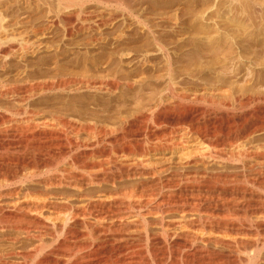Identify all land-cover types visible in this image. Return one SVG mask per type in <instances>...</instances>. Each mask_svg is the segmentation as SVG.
Returning a JSON list of instances; mask_svg holds the SVG:
<instances>
[{
  "label": "bare ground",
  "instance_id": "6f19581e",
  "mask_svg": "<svg viewBox=\"0 0 264 264\" xmlns=\"http://www.w3.org/2000/svg\"><path fill=\"white\" fill-rule=\"evenodd\" d=\"M57 1L60 8L66 4L63 7L67 9L71 7L67 4L77 0ZM236 3L232 1L227 8L234 11ZM4 19L0 12V100L5 103L0 106V264H17V260L26 264V260L43 256H63L74 259L73 264H146L148 255L145 258L143 253L140 258L133 253L119 254L120 250L133 249L132 241L119 242L120 236L105 235L108 230L103 233L92 223L87 226L95 233V244L76 243L82 225L79 214L46 210L49 204L66 209L56 203L62 193L53 188L73 189L80 199H99L101 202L92 205L102 214L109 206L105 201L120 194L131 200L129 195L139 188L161 180V191L150 194L154 197L151 207L148 205L151 213H195L190 223L182 216L184 224L188 223L183 226L201 235L189 240L186 233L176 234L189 245H184L188 249L184 251L181 245H167L166 223H162L163 239L156 233H143L139 240L147 243L152 264L264 262V45L250 39V35L264 33L262 17L241 19L233 13L229 17L200 16L191 25L176 12L156 18L132 14L120 21L112 18L99 22L96 30L70 29L62 35L51 34L53 37L10 33ZM52 21L48 27L55 25ZM200 24L214 25L218 30L200 31L196 27ZM105 26L112 32H104ZM42 50L48 55L45 53L39 70L26 65ZM235 59L240 64L236 70L218 72L219 67L226 68ZM191 78L201 82L194 84ZM122 97L125 103L115 109L114 103ZM83 98L93 101V108L88 106L91 112H81L78 117L68 114L72 102ZM63 100L66 102L60 104ZM13 102L18 106L12 104V108ZM151 112L159 129L149 123ZM183 131L206 158L188 152L184 162L162 171L163 175L164 168L159 173L149 169L150 160L144 155L156 145L184 147L185 143L181 145L173 137L180 132L183 135ZM81 134H98L100 139L91 145L96 148L82 150L86 145L73 139ZM240 141L252 142L251 148L243 146L239 151L235 145ZM227 148L234 149L229 157L216 152ZM123 156L135 158V165L121 161ZM67 159L89 174L42 175V171ZM96 169L99 173H91ZM126 183L133 190L126 189ZM89 185L96 186L95 190L91 192ZM252 228L263 237L250 244V251L246 241L232 239L231 234L249 236ZM196 241L203 246L195 247ZM161 245L165 250L162 256L156 250ZM220 245L227 250L218 249ZM92 246L94 250L89 249ZM106 247L113 252L109 258L101 256V249ZM243 248L249 252L246 250L239 260Z\"/></svg>",
  "mask_w": 264,
  "mask_h": 264
},
{
  "label": "rangeland",
  "instance_id": "374dc122",
  "mask_svg": "<svg viewBox=\"0 0 264 264\" xmlns=\"http://www.w3.org/2000/svg\"><path fill=\"white\" fill-rule=\"evenodd\" d=\"M228 1H229V3H228ZM232 1H233V3L237 2L236 6L238 5V7H236L237 9L235 8L234 11L232 9H230V8H227V7L230 6ZM47 2H48V4H47ZM242 2H243V4H242ZM65 5L66 4H63V6H65ZM67 5H68V7H69V5L71 7L67 8V9H64V7L62 6L60 8L58 6V1L57 0H0V12L3 15V17L5 18L4 19V27L6 28V30L8 32H10V33H12V31H13V33H15V32L16 33L26 32V36L41 35V34L42 35L43 34H45V35L47 34V36L48 35L51 36V34L53 35L54 33H55L54 36L55 35L57 36V34L58 35L64 34L67 30L72 29L74 31H76V30L78 31V30H81V28H82L81 31L87 32V29L89 30L90 28L91 29L89 31L96 30L97 26L100 25V23L103 24L105 21H109L112 18H115V19L117 18V20L119 19L118 21H120L121 19H123L126 16L127 17L128 16H132V14H143V15H148V16H152V17L155 16V18H156V16L157 17H159L161 15H168L169 16L170 14L172 15V14H175V12H176V14L179 17H181L183 19H186V21L189 22V23L192 22L191 25H193L196 22L194 19L199 18L200 16L201 17L202 16H204V17H206V16L207 17H209V16H214V17L215 16H220V17L221 16L222 17L227 16V17H229V16H231V13H233V16L235 15L238 18L241 17V19L242 18L250 19V18H255L257 16L260 17V18L262 17L264 19V0H239V1L238 0H117V1L116 0H81V1L77 0V1H75V3L72 2V3L67 4ZM142 5H144L145 7L151 6V8L147 9V8L141 7ZM56 8H59V10L60 9L61 10L64 9L63 10L64 12H62L61 10L59 11ZM225 8H227V9H225ZM50 20L51 21L53 20L57 24L55 23V25H53L54 27L53 26L52 27H48V25L51 26L50 25V23H51ZM93 24H94V26H93ZM95 26H96V28H95ZM196 27L197 28L200 27V31H203V30L205 31V30L210 28V26L202 25V24H200V26H196ZM223 27H226V26H223ZM216 28H217L216 26L212 25L210 29L218 30ZM102 30L104 32H112V31H109L108 27H106V26L103 27ZM134 30L136 32V29H134ZM234 30L239 32L240 29L234 28ZM260 34L258 33L257 35H254L256 38L254 36L250 35V39L252 38V40L254 39V41L258 40L257 42H263V45H264V33H262V35H260ZM258 35L261 36V37H259ZM51 37H53V36H51ZM41 43H37V44L40 45ZM42 46L44 47V45H42ZM254 49H256V48L254 47L253 50ZM257 49L255 51L259 50V49L258 50ZM255 51H252V52H254V54H255ZM41 52L39 53L40 55L37 54V56H35V59L29 60V62H32V63L26 62V65L32 64L31 65L32 69H35V70L38 69L39 70L40 66L42 65V61L47 57L46 56V54H47L46 51L42 50ZM254 54L252 53V55H254ZM236 59L238 60V58H236ZM236 59L233 61L234 63H231V64L228 63L229 65H227L226 68L222 69V68L219 67L217 69L218 72H226V73L229 72L228 74H230L231 71L233 72L234 70H236L239 67V65H240L239 61L237 63ZM188 81L189 80H187L186 82H188ZM190 81H193L194 84H195L196 81H197L196 83H200L201 82L200 80L193 79V78H191ZM189 84H192V83H189ZM124 97L119 99L120 101L117 100V102L114 103L115 109L120 108V107L123 106V104L125 103V101H123ZM126 97H128V96H126ZM76 100L77 101L72 102V105L74 106V108H73V106L71 107V112L72 113L68 112V114H71L72 116L75 115V117H78L81 114V112H83V113L84 112H89V111L91 112L89 107L91 109L93 108V106H92L93 105V101L92 100H88L86 98H83L81 100L80 99L79 100L76 99ZM169 101L167 102V104L168 103H172V102H169ZM1 102H2V104H0V106H3L4 102L0 100V103ZM65 102H66V100H65ZM65 102L63 100V103L61 101L60 104H64ZM119 103L121 104V106H120ZM12 104L14 106L15 105L18 106L17 105L18 103L13 102V103H11V107L12 108L14 107ZM116 106H117V108H116ZM24 107H25V105H24ZM41 107H43V106H40V108ZM84 110H86V111H84ZM64 112L67 113V111H64ZM76 115H78V116H76ZM154 115H155V113H153V112L150 113V121H149V123L155 129H159L160 127L155 125V123L153 121ZM179 135H180V137H179ZM187 135L188 134H186L183 131V135H182V132H180L176 136H173V137H175L177 139L179 144L182 143L181 145H183V143H185L184 147L183 146L179 147L177 145L173 146L172 144H169V145L166 144L165 147L164 146L162 147L161 145H158V146H160L159 147L161 149L160 150L158 148V146L155 144L156 145L155 147H157V151L155 150V147H153L152 148L153 151L152 150L148 151L149 155L145 154L144 155L145 157L143 156L144 158L147 157L145 159L146 161H148V158L150 160V163H149V161L147 162V165H149L148 166L149 169L150 168H152V170L157 169L156 172L159 173L160 170L162 168H164L165 170L164 169L161 170V174H162L164 171H167L169 168H171V169L175 168L174 166L178 165V163L180 164L181 162H184L185 160H183V159H185V157H186L184 155L188 154V152H193V155L195 157H199L201 159H205L206 157L204 158L202 156L203 152L197 151V148H198L197 147L198 146L197 143L195 144V142L192 140V138H191V140H192L191 141L190 140V135H188V136ZM182 136H184L185 139L181 140L183 138ZM186 137H188L189 139L186 138ZM73 139H75L77 141H80V143L82 141L81 144L82 145H86V148H82V150H89V149L92 150V148H96V146L93 147L91 145L94 144L95 142H97V140H99L100 137L98 136V134H96V135H94V134H90V135L89 134H81L80 138L79 137H73ZM251 139H246V141L249 142V140H251ZM255 139H256V136L251 141L254 142V141H256ZM179 140H181L182 142H179ZM248 142L240 141L235 146L239 147L238 148L239 151H241L243 146H246L243 149H245V148L247 149L249 147L251 148L252 142H251V144L250 143L248 144ZM246 143L248 145H250V146L247 147ZM167 146H168V148H167ZM90 147H92V148H90ZM183 148L184 149L187 148L188 150L187 149L184 150ZM222 149H218V151L216 150V152L220 151L219 153L221 155L224 154L223 156L229 157V156L232 155L229 152H231L235 148L232 149V150H231V148H227L226 151L225 150L222 151ZM238 149H237V151H238ZM199 152L202 153V154H200ZM133 159H135V158H132V157L128 158L127 156H123V160H121V161H124L126 163L128 162L127 165H129V164L135 165L133 163ZM94 161H96V160H93V162ZM71 162H72L71 159H67L64 162L62 161L61 163H59V165H57L55 167H52L50 169H46V170L42 171V175L44 177H50V176H58V175L59 176H63V174H67V173H73V174H79V175H88L89 174L86 171L81 170V168H79V166H76V165H74L73 162L72 163ZM171 169H169V170H171ZM90 171L93 174L99 173L98 169L90 170ZM153 182H154V184H152ZM153 182H150L151 184L149 183L147 185V187L144 186V187H146V189L143 186L141 187L142 190L139 188L138 192L133 193V196L135 194L134 197L132 196V194L129 195V197L130 196L132 197L131 200L126 199V198H122L123 194H120L119 196H115V198L117 197L116 199L113 197V199H110V200H107V201L104 200L106 203L109 202L108 203L109 206L103 211L104 213H102V214L98 213L97 212L98 210L94 209L93 205H92V202H95V203L96 202L97 203L101 202L99 199H97V198L94 199L93 197L92 198L91 197H84V198L82 197L80 199V197L76 196L77 192H74L73 189H69L67 187L66 188L59 187V188H61V190L58 187L57 188H53L54 192L57 189L56 193L59 192V193H62V194L63 193L66 194V195L63 194V196L61 194V196H58V198L56 200L57 204L60 202L59 206L60 205H62V206L64 205V207H66V209L64 208V210H62V209L59 210V207L57 208V207H55V205L49 204L51 206L48 205L46 213H47V211L49 213V212L54 210V211H57V212L59 211L60 213L64 212V214H65V212H67V213L72 212L74 214L76 213L77 215L79 214L77 217H79L78 219L80 220L82 225H81V229H79L77 234H76V239H75L76 243H79V244H82V245H86V246L89 245L90 242H91L90 243L91 245H93V243L95 244V240H94L95 233L93 234V229L92 228L89 229V227L87 226L89 223H92V226H94L96 229L97 228H98V230L102 229L101 231H103V233L105 232V230H108V231H106L104 233L105 235L111 236L113 234L114 236L115 235L120 236L121 238H120L119 242H121V241L125 242L128 239L129 240L127 241V243L132 241L130 243V245H132L133 249L128 250V252L126 250H124V249H123L124 251L120 250L119 254H121L122 256H128L131 253H133L132 256L136 255L134 257H137V258L139 257L140 258V254L143 253V256L144 255H148V256H146L147 257L146 264H152L154 262V258L149 253H147V249H146L147 248L146 247L147 243H143V242L141 243L140 240H139V237L143 233H146V232L151 233V234L156 233V234H158V236H156L158 239H161V238L163 239L164 235H162V234H164V231H163V228H162V223L163 224L166 223L165 226L167 227V232H168L167 234L169 236L168 239H166V241H167L166 243H169L167 245L169 246V245H171V243H174V244H176L177 247H179L181 245L179 248H182V249H184V247H185L184 245H186V247L189 248V245L186 244V242H185L186 239L177 236L178 234L186 233L187 235H189V240L192 239V238L196 239V235L197 234H198L197 236L201 235L200 232L198 233V231L196 229H192V228L188 229L187 226L185 228L183 226L185 224H188V223L184 224L185 220H182L183 217H186L187 222L190 223V222L194 221L192 218L194 217V219H195V217H196L195 213L194 214L186 213L185 215H183V214H180L178 212H169L167 214H163L165 216H163V215L162 216H160V215L158 216L157 214L154 215V213H151V208H150L151 207V202H153L152 200H154V197L153 196L151 197V195L155 196V194H157L158 192L161 191V189L163 187L161 185H164L163 183L161 184L162 180H161V182L160 181H156V183H155V181H153ZM129 183L128 184L126 183L128 185V187H126V184H124L125 188L128 189V190L131 188L130 184H132L133 182H131L130 184ZM133 184H132V186H134ZM124 185L122 184L121 187L123 188ZM94 188H96V186H91V185L88 186V189L90 191H91V189H92V191H94L95 190ZM63 189L64 190L66 189L68 192L66 190L64 191ZM131 189L133 190V188H131ZM156 189L157 190L159 189V191H157ZM153 191L154 192L156 191V192L154 193ZM162 192H165L164 189L162 190ZM70 194L73 195V196H71ZM64 196H66V197H64ZM63 197H64V199H63ZM58 199H59V201H58ZM119 199L121 200V203L119 202L120 201ZM53 203H55V200L53 201ZM53 207H55V209L57 208L58 210L57 209L55 210ZM49 210H51V211H49ZM253 218H257V217L253 216ZM258 218H260L259 215H258ZM261 218L263 219V221L261 220V222L263 223L264 222V218L262 216H261ZM161 220H162V222H161ZM196 220H197V218H196ZM159 222H161V223L159 224ZM106 225H108V226L105 227ZM109 226H112L114 228L112 230H109V228H108ZM118 226H122L124 229L122 227L120 229ZM247 228H248L247 226H244L243 229H247ZM135 229H137V230H135ZM248 229L251 230L250 228H248ZM195 230L197 231V233H196ZM162 231H163V233H161ZM252 231H253V232H251L252 234L250 233L249 236H247V235L244 236L242 234H240V235H242V236H240L239 234H235L236 232L232 233L231 234L232 235V239L238 237V238H236L237 240L240 241L242 239V241H244V243L246 241V243H248V244H246L247 248L249 247L248 249H250V251H251L253 249L252 246H251L252 242H255L256 238H257L256 241H258L260 238L263 237V235H261L259 233V230L255 229V228H252ZM253 233L256 234V236ZM241 237H244V238H241ZM249 237H251V238H249ZM92 241H93V243H92ZM199 245L203 246L202 242L196 241L195 247H197V246L200 247ZM249 245L251 246V248H250ZM106 248L107 249H103V248L101 249V256L104 255L105 258H106V256H107V258H109V257H111L113 252H112L111 249H109V247H106ZM158 248L156 249L158 254L160 256L164 255L163 254V253H165V252H163V251H165L164 250V246H162V247L159 246ZM217 248L218 249L220 248V250H222V251L227 250V249H225V247H222L221 245L218 246ZM244 248H243V250L241 249L242 251L240 250V252L238 254L239 256L237 255L238 258L241 256L240 258L242 259V256L243 257L245 256V253H246L245 251L246 250H247V252H249L248 249L244 250ZM89 249L90 250H92V249L94 250V247L92 246ZM186 249H184V251H186ZM108 254H109V256H108ZM262 256H264V251L262 252ZM240 258H239V260H241ZM73 261H74V259H65V258H63V256H58V257L57 256H55V257L54 256H47V257L43 256V257H38L37 259L26 260V264H54V263L55 264H73L74 263ZM17 262H18L17 264L22 263L20 260H17ZM262 264H264V262Z\"/></svg>",
  "mask_w": 264,
  "mask_h": 264
}]
</instances>
